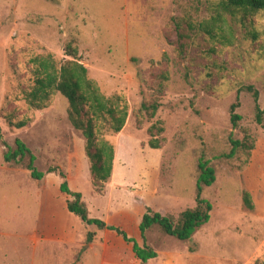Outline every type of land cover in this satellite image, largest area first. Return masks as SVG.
Wrapping results in <instances>:
<instances>
[{
    "label": "rangeland",
    "instance_id": "374dc122",
    "mask_svg": "<svg viewBox=\"0 0 264 264\" xmlns=\"http://www.w3.org/2000/svg\"><path fill=\"white\" fill-rule=\"evenodd\" d=\"M220 1L0 0V264H29V235L45 211L37 193L42 186H49L60 218H79L67 209L66 197H72L62 192L59 175L67 181L83 164L90 167L85 139L68 119L69 103L57 93L48 108L36 111L25 99L34 85L31 60L47 54L57 62L72 60L70 49L104 96L119 95L129 105L123 131L104 132L116 147L118 180L111 194L108 184L97 190L91 182L100 197L91 217L102 220L104 208L105 222L143 248V211L162 206L159 213L177 218L194 207L203 159L217 177L203 193L213 207L210 221L187 242L151 229L146 243L158 257L148 264H264V12L245 21L241 13L221 19L214 11ZM189 20L197 30L180 39L176 26ZM237 97L242 120L235 129L230 108ZM154 101L160 108L150 120L141 105ZM20 122L27 125L17 128ZM152 125L164 128L155 137L160 149L149 145ZM16 139L36 156L39 174L58 172L39 181L24 166L6 162L4 143L14 148ZM231 139L247 147L228 158ZM78 180L67 181L71 193L89 187ZM133 242H127L125 259L141 264ZM57 257L46 264H60Z\"/></svg>",
    "mask_w": 264,
    "mask_h": 264
},
{
    "label": "trees",
    "instance_id": "16d2710c",
    "mask_svg": "<svg viewBox=\"0 0 264 264\" xmlns=\"http://www.w3.org/2000/svg\"><path fill=\"white\" fill-rule=\"evenodd\" d=\"M217 18L224 19L225 15L236 16L237 13L243 15V21L249 15L264 12V0H221L214 9ZM243 21H241L243 23ZM219 22V21H218ZM198 27V25H197ZM199 27H202V25ZM187 28V29H186ZM176 30L180 39H185L195 34L196 25L192 20L186 22L184 27L178 23ZM207 34L212 39L215 38L213 28L210 26L206 29ZM183 47V44H181ZM70 49V48H69ZM68 56L72 60H63L57 62L52 54L40 55L31 60L34 66L33 76L34 85L31 92L26 93V102L30 108L36 111H42L49 107L55 94L60 93L69 103L68 119L75 130L82 133L85 139V153L90 162V172L92 182L97 190H100L103 184L111 182L114 170V162L116 155L115 145L106 139L104 132L120 134L126 126L129 117V105L125 99L119 95L107 98L104 96L96 82L88 76V69L78 61L77 53L69 50ZM168 77H162L159 80L160 89L163 82ZM252 91L253 88H248ZM256 99L258 93L254 91ZM239 97L236 98L234 104L230 108V116L233 127L236 129L242 118L236 112L239 108ZM160 108L158 102H144L141 105V111L147 114L148 119L152 120L157 115ZM257 121L262 123V112L257 106ZM26 122H20L17 128H23ZM152 139L150 147L152 149H160L162 140L155 138L164 132V128L159 125H152L149 130ZM1 140V138H0ZM232 150L226 157L233 158L240 149L246 148V142L231 139ZM7 151L4 159L8 163L22 165L35 180H41L47 174L58 172L57 168H49L45 174H39L35 166L37 160L34 153L21 140H15V147H11L4 143ZM199 177L196 183V199L195 206L189 207L178 215L177 218L171 215H162L159 212L147 208L146 213L140 224L141 235L145 241V245L141 248L137 243L133 242L124 232L115 227L109 226L105 221L91 218L89 210L83 201L81 193H71L67 188L66 176L63 172H59L60 177L65 180L61 185L63 193H67L72 197L68 200L67 208L70 213L79 217L85 224L95 226L101 230H110L120 235L126 242H133V251L136 258L141 264H148L150 260L158 257L157 252L147 245V232L154 227H158L165 235L173 237L179 241L187 242L193 238L195 233L205 226L211 219L213 207L211 203L203 198L206 188L212 187L216 180V171L210 167L203 159L198 163ZM244 203L249 209H253L254 205L251 196L244 194ZM95 239L94 233L87 236V245Z\"/></svg>",
    "mask_w": 264,
    "mask_h": 264
},
{
    "label": "crops",
    "instance_id": "0c3cea01",
    "mask_svg": "<svg viewBox=\"0 0 264 264\" xmlns=\"http://www.w3.org/2000/svg\"><path fill=\"white\" fill-rule=\"evenodd\" d=\"M83 147L85 151V146L83 145ZM116 159L117 155H115V160ZM115 166L116 164L114 165L115 169L113 170L111 182L107 186L110 194L112 193V190L116 188L115 185L118 180L115 178ZM85 168L86 165L83 164L82 168H79L76 171L74 170L72 174L75 182L81 177L83 179V184L87 182V185H89L87 189L77 186L76 190L78 193L82 194L83 201L85 202L91 217L92 212H97L100 197L98 198V194L95 192L93 185H91L92 177L90 167L88 166L86 169ZM50 176L52 175L47 174L45 178L47 179ZM73 179L69 174L67 181L71 183ZM78 182L81 183L80 180H78ZM49 190V186L46 184L37 191L41 201L40 204L45 211H43L44 216L40 217L41 219L39 218V221L36 224L35 233L29 235V241L33 245V252L28 253L29 264H46L50 258L54 259L56 255L58 256L57 262L60 261V264H129L125 259L129 250V244L120 235L107 229H95L92 226L84 224L82 220V222H80V218H72V216L60 218V215L57 214V211L55 210L56 205L52 200L53 197L50 195ZM69 199V197H66V206ZM127 199L128 197H126V200ZM159 207L155 208L157 212H160V209H162V206ZM99 213L104 214L102 220L105 221L107 210L103 208ZM144 214L145 211H143V215ZM125 220L127 219L121 221ZM108 222L109 220L107 219L106 223L110 226V223ZM82 228L84 231H82ZM97 230L100 233H97ZM136 230L137 229H135V231ZM89 233L96 234V237L92 243L87 245V236ZM98 240H100L99 244L97 243ZM49 248H52L55 251L51 254L48 251ZM58 249L60 250L58 251ZM0 255L3 257L2 252H0ZM133 256H135V254H133Z\"/></svg>",
    "mask_w": 264,
    "mask_h": 264
}]
</instances>
